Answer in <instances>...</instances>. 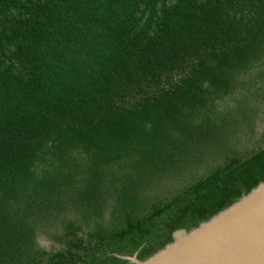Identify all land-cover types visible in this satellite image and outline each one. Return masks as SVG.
<instances>
[{
    "label": "trees",
    "instance_id": "16d2710c",
    "mask_svg": "<svg viewBox=\"0 0 264 264\" xmlns=\"http://www.w3.org/2000/svg\"><path fill=\"white\" fill-rule=\"evenodd\" d=\"M261 119L264 0H0V264L151 255L264 181Z\"/></svg>",
    "mask_w": 264,
    "mask_h": 264
},
{
    "label": "water",
    "instance_id": "95a60500",
    "mask_svg": "<svg viewBox=\"0 0 264 264\" xmlns=\"http://www.w3.org/2000/svg\"><path fill=\"white\" fill-rule=\"evenodd\" d=\"M114 252L131 264H264V181L191 228H178L172 238L141 258Z\"/></svg>",
    "mask_w": 264,
    "mask_h": 264
},
{
    "label": "rangeland",
    "instance_id": "374dc122",
    "mask_svg": "<svg viewBox=\"0 0 264 264\" xmlns=\"http://www.w3.org/2000/svg\"><path fill=\"white\" fill-rule=\"evenodd\" d=\"M261 122H259V123H260L261 129L263 130L264 129V119H261ZM39 241H40V243H41V245L43 247H45V248H50L51 247V241L47 237L41 236L40 239H39Z\"/></svg>",
    "mask_w": 264,
    "mask_h": 264
}]
</instances>
